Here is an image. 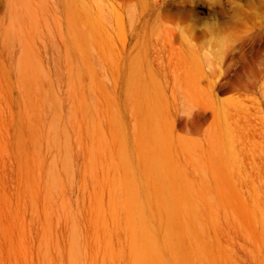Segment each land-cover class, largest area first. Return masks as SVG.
Wrapping results in <instances>:
<instances>
[{
    "label": "rangeland",
    "instance_id": "rangeland-1",
    "mask_svg": "<svg viewBox=\"0 0 264 264\" xmlns=\"http://www.w3.org/2000/svg\"><path fill=\"white\" fill-rule=\"evenodd\" d=\"M253 201L264 0H0V264H223Z\"/></svg>",
    "mask_w": 264,
    "mask_h": 264
},
{
    "label": "bare ground",
    "instance_id": "bare-ground-1",
    "mask_svg": "<svg viewBox=\"0 0 264 264\" xmlns=\"http://www.w3.org/2000/svg\"><path fill=\"white\" fill-rule=\"evenodd\" d=\"M250 202L245 210L237 212L227 203L224 206L225 243L223 264H264V202ZM217 218L214 209L210 219L214 227ZM245 219V220H244Z\"/></svg>",
    "mask_w": 264,
    "mask_h": 264
}]
</instances>
